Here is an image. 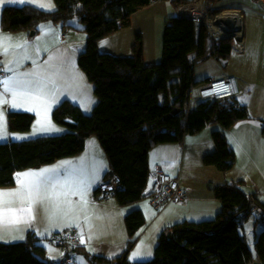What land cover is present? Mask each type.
Wrapping results in <instances>:
<instances>
[{
  "label": "trees",
  "instance_id": "16d2710c",
  "mask_svg": "<svg viewBox=\"0 0 264 264\" xmlns=\"http://www.w3.org/2000/svg\"><path fill=\"white\" fill-rule=\"evenodd\" d=\"M54 1L57 7L52 11L33 4L4 6L0 29L36 34L43 22L67 26L78 19L87 38L77 62L93 84L98 102L91 114H85L71 100L61 101L52 117L67 128L62 134L0 142V188L15 185L18 171L81 154L88 138L97 136L109 161L110 170L104 179L117 176L120 187L114 196L118 203L134 204L149 195L150 150L162 143L182 145L187 135L200 133L209 125L221 128L213 131L216 150L204 156V164L224 173L234 167L236 153L224 130L247 120L248 107L236 97L201 101L195 110L185 111L187 92L196 83L195 65L212 56L228 58L234 50L231 38L211 40L207 45L205 29L198 33L190 19L173 15L165 24L161 60L150 64L144 59L141 33L136 34L129 56L101 52L98 42L129 27L132 16L154 0ZM182 2L186 0H173L175 8ZM35 120L32 112H8L12 132L29 131ZM245 183L240 179L216 184L213 196L221 202L216 217L185 219L165 226L151 260L131 261L126 253L114 258L97 256L81 244L74 250L92 264H264V226L255 239L254 250L240 232L241 219H247L255 206L264 219V204L255 193L245 191ZM99 193L97 188L95 195ZM125 225L130 238H134L146 225L143 211L129 212ZM0 264H52V260L40 237L29 231L21 241L0 242Z\"/></svg>",
  "mask_w": 264,
  "mask_h": 264
},
{
  "label": "crops",
  "instance_id": "0c3cea01",
  "mask_svg": "<svg viewBox=\"0 0 264 264\" xmlns=\"http://www.w3.org/2000/svg\"><path fill=\"white\" fill-rule=\"evenodd\" d=\"M176 1L179 2L181 0ZM218 2L219 0H217ZM13 4H33L49 11L55 10L57 7L54 0H0V13L4 6ZM173 15H176L173 0H154L150 6L136 12L132 16V22L129 27L100 40L98 48L104 53L129 56L132 54L136 34L141 33L144 39L145 61L150 64L160 62L165 24L167 19ZM74 24L76 23L62 26L50 21L43 22L39 26L40 30L38 33H41V37L37 41L32 38L33 35L31 33L26 31L9 32L0 29V70L6 72L5 76L0 77V142L8 141L9 139H29L42 134L62 133L64 128L61 127L60 129L58 127L57 129L55 127L56 125L54 124L58 123L53 120L52 113L54 108L65 99L71 100L73 103L76 102L75 104L78 103L82 107L90 108L91 101L88 100V103H85L74 95L66 93L67 90L79 93V91L73 89L74 86L72 87V85L79 83L78 79H82V74L80 69L77 68L76 61L79 54L85 49L87 38L86 32L79 25ZM16 41H20L23 44L21 49L11 52L5 48V46H9L12 49L13 43ZM246 47L247 39L245 34L244 43L238 50L244 52ZM53 53L55 54L50 56ZM62 53H70V59L68 57L60 58ZM192 55L190 54V57ZM225 75H233L238 79L240 87L243 89V93L237 97L238 99L247 94L251 84L248 79L236 73H226L222 76ZM251 101L250 93L244 104L249 109L250 117L237 123L233 128L237 130L235 139L238 141L239 147L245 150V159L250 161L252 166L257 165L264 173V135H261L263 138L261 141L252 142L254 137L259 136V132L257 130L253 132L255 124L252 122V118L255 115L251 113L249 108ZM11 110L34 113L36 120L33 126L38 129L36 134L32 133V128L27 132L20 133L10 131L8 127V112ZM217 129L220 128L215 130ZM232 129H229V131ZM205 130L207 128L199 134L187 135L182 145L178 143L156 145L149 153L151 170L156 165H163V167L165 165L164 169L169 174L179 177L181 173L186 176L191 175L190 169L204 166V156L216 150V143L213 138L214 130L211 132ZM204 132L206 134L201 135ZM225 135L231 146L230 137L227 134ZM258 146L263 148L258 149ZM92 147L97 149L95 143ZM159 151L160 156L154 153H159ZM101 159L102 156L99 149L90 151L86 147L79 155L58 159L54 163L43 165L40 168L18 171L15 175V185L11 187L13 189H10V191H4L8 189H0V242L21 241L29 231H34L39 237L47 238L49 233L61 229H71L79 233L80 244L84 245L91 254H102L108 258L117 257L122 252V248L114 247L123 246L124 248L127 240H121L118 244H113L114 246L108 244L111 246L109 248L94 249L93 243L95 239L89 236V230L84 224L70 222L69 219L65 220L63 215V220L65 221L63 222L62 220L63 223L61 222L60 226H58L60 223L49 225V223H54L49 221L51 219L50 213L48 211L45 212L46 207H39V196L42 195L43 191L37 194L36 200L31 199L34 196L30 197L33 191V189L31 190L32 185L35 188L41 185V181L38 178H43L46 182L43 183L42 187H46L47 184L51 183H59V185H63L60 188L73 190L76 187L74 181H77L82 185L88 183L90 184L89 187L96 190L106 174L103 166L104 162ZM178 168H180L178 172L180 175L176 176ZM229 172L225 174L223 180L217 183L244 178V176H242L243 178H236L233 173ZM247 175L249 174L247 173ZM180 184L188 195L186 204H172L154 214L146 205L137 206L138 209L143 211L146 222H149L148 228L155 226V228L162 229L167 225L185 219L194 221L213 219L216 217L214 215H217L221 210L220 201L213 196L212 192H199L195 189L192 178H188V181L185 182L180 178ZM214 185L211 189H213ZM65 189L63 190L64 192ZM112 206L116 207V203H112ZM81 228L82 231L80 232L79 229ZM62 258H64L63 253L58 256H52V260L56 262Z\"/></svg>",
  "mask_w": 264,
  "mask_h": 264
},
{
  "label": "rangeland",
  "instance_id": "374dc122",
  "mask_svg": "<svg viewBox=\"0 0 264 264\" xmlns=\"http://www.w3.org/2000/svg\"><path fill=\"white\" fill-rule=\"evenodd\" d=\"M218 3L222 5H226L227 6L226 9H238L241 11L244 19L247 47L244 52H240L238 50L240 48L234 46V50L232 51L231 55L228 58H223V57L218 58L216 56H212L198 62L195 65V69H194V80L197 83H199L207 79H210L213 76L221 77L226 73H234V74L236 73L248 79L251 83L249 85L248 92L245 96L240 97L239 102L241 104H245V100H247L249 94L251 93L252 101L250 102L249 108L251 110V113L255 115V117L252 118V122L255 124L254 125L255 127L253 128V132L256 130L259 132V136L257 135V137H254L252 142L253 143L259 142L263 139L261 135H264L263 134L264 133L263 132L264 15L261 13L260 5L259 3L256 2V0L255 1L254 0H219ZM15 6H20V5H15ZM0 18H1V13H0ZM71 23H76L74 25H79L80 28L82 29L84 27L83 24L79 22L78 19L72 20ZM39 28L40 27H38V29ZM199 31H200V26H197V32L199 33ZM40 37H41V33H36L33 35L32 38L36 39L37 41L39 40ZM210 43L211 40L206 38V44L209 45ZM22 47L23 44L20 41L14 42L12 49H10L9 46H5V48L11 52L15 50L17 51V49L19 50ZM54 54L55 53L51 54L50 56H53ZM61 57L63 58L68 57V59H70V53H62L60 58ZM76 64H77V68H79L81 71L82 79L77 78L79 80V83L77 82L75 85H72V87L74 86L73 89L79 91L78 93L79 95L77 94V92L73 93V90H67L66 93L74 95L76 98L83 100L85 103H88V100L91 101L89 109L87 107H82L77 103L82 108L85 114H91L94 105L98 101V98L93 91V84L88 80L87 75L80 68L77 61ZM54 125H56L55 127L57 129L58 127H60V129L61 127H63L64 131L62 133L67 131V128L64 127L63 125L60 124H54ZM216 128H221V127L219 125H209L207 127V130L205 131L211 132ZM37 130L38 129L37 127L35 128V126H33L31 129L32 133L34 134H36ZM62 133H58V134H62ZM224 133L230 137V141L232 143L231 146L234 150H236L235 165L230 170L231 172L229 171L228 172L233 173V175L236 176V178H243L242 176H244L243 180H245L246 183L243 187L245 191H247L248 194L255 193L258 199L264 204V173L262 169H260L257 165L252 166L251 162L245 159L244 156L245 150L239 147V143L235 139L237 136L236 128H233L231 131H229L228 129L224 130ZM58 134H42V135H58ZM205 134L206 132H204V134L201 135H205ZM37 136H41V135H36L35 137ZM1 142H6V141H1ZM94 143L97 149L95 147H92ZM86 147L90 151H94L98 149L99 151H101V156H102L101 161L103 160L104 162L103 166L105 168V172L107 173L110 170L109 161L97 136H92L88 138ZM262 148L263 147L258 146V149H262ZM154 153L160 156V151L159 153L158 152H154ZM236 161H238L237 166H236ZM248 168H250L249 171L251 172L248 171ZM40 171L43 173L42 170ZM179 171L180 168L177 169L176 176L178 174L180 175V173H178ZM189 171L191 172V175L186 176L184 173H181V175L179 176L183 180V182L188 181V178H192L195 189H197L199 192H206V193L212 192V194H213V189L211 188L213 184L216 185V183L223 180L225 178V174H227V172L226 173L221 172L214 166L205 165V164L202 167H195L190 169ZM24 173H30V172H24ZM247 173L249 175L246 176ZM38 179L41 181V185L36 188L34 185H32L31 190L33 189V191L31 192L30 197L34 196V198L31 199L36 200L37 194L43 191L42 195L39 196V200H40L39 207H46L45 212L48 211L50 213L51 219L49 221H53L54 223H49V225L60 223L58 224V226H60L64 215L65 220L69 219L70 222H76L78 224L82 223L86 226L87 230H89V234H90L89 236L95 239L93 243L94 249L109 248L111 246H109L108 244H112V246H114L113 244H118L121 240H127L124 245V248L123 246L114 247V248H118V247L122 248L121 249L122 252H120V254H118L117 257L122 256L125 253L128 259H130L131 261H146V260H151L154 257V251L158 244V238L164 227L162 229H159L158 227L155 228V226H151L148 228L149 222L147 221L146 225L141 229V232H139L134 238H130L125 225V216L129 212L138 209L137 206L139 205H146L153 214L159 212L155 210L150 204L151 201L149 196L141 200V202L139 201L130 205H120L114 195L108 197H105L102 193L95 195V189L89 187L90 184L88 183L82 185L81 183L74 181L76 187L75 189L71 190L69 188L66 189L60 188L63 185H59V183H51V184H47L46 187H42L45 180L43 178H38ZM11 187L12 186L0 188V189H8L4 191H10V189H13ZM64 189L65 192L63 191ZM57 193L59 194L57 195ZM112 203H116V207H113ZM65 220H63V222ZM263 222L264 219L257 207V210L253 209L252 212L249 214L248 218L243 219L242 223L240 224V232L246 236L249 246L252 250H254L255 239L257 235H259V233L263 229L264 226ZM63 230L70 231L71 229L69 230L61 229L59 231L49 233L47 238L40 237V242L47 248L48 257L52 260V256L53 257L58 256L61 253H63L64 257L72 256L75 258V262L68 264H92L85 256L79 254L75 250L66 252V250H64L57 243L53 244L49 241V239L54 234L63 233L64 232ZM79 230L81 232L82 228ZM129 243H132V245L129 246ZM95 255L103 256L102 254H96V253ZM52 264H59V261L56 262L52 260Z\"/></svg>",
  "mask_w": 264,
  "mask_h": 264
},
{
  "label": "built area",
  "instance_id": "2783aa9c",
  "mask_svg": "<svg viewBox=\"0 0 264 264\" xmlns=\"http://www.w3.org/2000/svg\"><path fill=\"white\" fill-rule=\"evenodd\" d=\"M260 5V11L264 15V0H256ZM226 5L217 3V0H192L180 3L176 7V15L190 19L200 29H205L206 37L212 41L231 38L233 45L241 48L239 40L245 37V25L243 15L238 9H226ZM6 72L0 70V77ZM238 79L233 75L212 77L199 83H193L187 92V103L185 111L190 113L198 107L201 101H218L236 98L242 95ZM151 185L149 198L152 207L161 211L172 204H186L188 195L181 187L180 178L172 176L163 167L156 165L150 172ZM120 179L110 176L103 179L98 188L100 192L108 197L113 196L119 190ZM257 210V206L253 208ZM244 218L241 219L240 224ZM49 241L57 243L63 249L70 252L76 249L79 235L75 230L54 234ZM69 255V254H68ZM75 262V258L67 256L59 260V264Z\"/></svg>",
  "mask_w": 264,
  "mask_h": 264
},
{
  "label": "water",
  "instance_id": "95a60500",
  "mask_svg": "<svg viewBox=\"0 0 264 264\" xmlns=\"http://www.w3.org/2000/svg\"><path fill=\"white\" fill-rule=\"evenodd\" d=\"M35 34V32L34 31H32L31 32V35H34ZM253 264H262L260 261H255Z\"/></svg>",
  "mask_w": 264,
  "mask_h": 264
},
{
  "label": "bare ground",
  "instance_id": "6f19581e",
  "mask_svg": "<svg viewBox=\"0 0 264 264\" xmlns=\"http://www.w3.org/2000/svg\"><path fill=\"white\" fill-rule=\"evenodd\" d=\"M243 43H244V40H243V39H240V40H239V44H240V45H243Z\"/></svg>",
  "mask_w": 264,
  "mask_h": 264
}]
</instances>
